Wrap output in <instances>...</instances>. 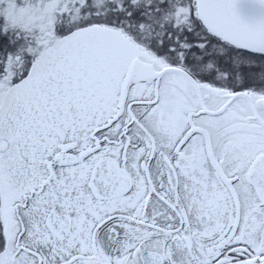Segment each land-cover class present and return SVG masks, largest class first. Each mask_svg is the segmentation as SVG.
<instances>
[{
	"label": "snow or ice",
	"instance_id": "6c2138e0",
	"mask_svg": "<svg viewBox=\"0 0 264 264\" xmlns=\"http://www.w3.org/2000/svg\"><path fill=\"white\" fill-rule=\"evenodd\" d=\"M0 264H264V0H0Z\"/></svg>",
	"mask_w": 264,
	"mask_h": 264
}]
</instances>
